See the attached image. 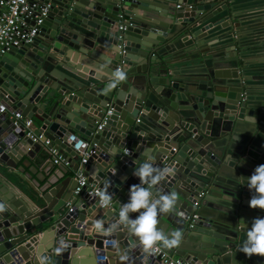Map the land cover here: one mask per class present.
<instances>
[{"label": "water", "instance_id": "1", "mask_svg": "<svg viewBox=\"0 0 264 264\" xmlns=\"http://www.w3.org/2000/svg\"><path fill=\"white\" fill-rule=\"evenodd\" d=\"M51 2L37 35L0 57V99L33 119L73 174L21 160L37 142L0 112V164L28 182L24 191L0 170V264H165L88 192L109 183L121 209L144 153L174 170L153 189L178 197L173 213L158 215L165 234L182 233L179 246L160 245L168 254L187 264H264L239 251L253 219L264 218L246 185L264 164V0ZM118 65L127 78L109 90ZM70 135L96 143L78 195Z\"/></svg>", "mask_w": 264, "mask_h": 264}, {"label": "clouds", "instance_id": "2", "mask_svg": "<svg viewBox=\"0 0 264 264\" xmlns=\"http://www.w3.org/2000/svg\"><path fill=\"white\" fill-rule=\"evenodd\" d=\"M127 73L125 70L117 69L113 73V79L107 85V89H115L119 83L125 81ZM145 161L135 167L133 175L139 178L140 183L133 184L129 189V199L122 204L119 211V222L125 225L129 231L135 235L145 253H151L156 250V246L162 245L164 248L171 249L180 245L182 233L179 231L165 234L158 227V215L169 214L175 211L177 204V193L156 195L153 189L160 184L167 176L173 173V168L156 167L152 157L146 153ZM247 187L254 190L249 201V207L264 210V164L255 167L253 173L247 177ZM109 183L103 190L97 191L95 195L99 198V203L103 207H109L112 203L113 195L107 191ZM5 210V205L0 203V212ZM130 213H139L133 219ZM99 231L103 228L101 221L95 223ZM246 240L241 245L239 251L248 257L258 255L264 257V218H254L251 228L247 229ZM57 254L61 249H57ZM46 258H41V264H44Z\"/></svg>", "mask_w": 264, "mask_h": 264}, {"label": "built area", "instance_id": "3", "mask_svg": "<svg viewBox=\"0 0 264 264\" xmlns=\"http://www.w3.org/2000/svg\"><path fill=\"white\" fill-rule=\"evenodd\" d=\"M51 6V0H0V57L11 48L19 47L21 44L31 41L37 35L39 25L48 16ZM119 18L118 29L123 30L128 21L122 13H119ZM117 69H122L121 65H118ZM5 110L11 112L9 117L15 127L19 129L20 126H23L24 134L33 142H42L45 145L50 142L44 131L39 130V126L34 123L32 118L23 116L21 110L9 109L8 104L0 103V112ZM110 113L111 109L108 108L100 120L97 121L95 132L103 128ZM69 139L75 141V148L79 151V164L74 172L77 185L73 191V195H78L87 184L86 176L82 173V166L95 153L96 143L78 138L76 135H70ZM48 154L53 164L71 165L70 161L59 153L56 147L49 146ZM89 186H91V189L88 192L96 198L97 205L106 208L99 203V198L95 195L97 191H100V188L92 184ZM67 204L70 207L72 199ZM107 208H113L112 203ZM119 211L120 209H117V215H119ZM151 253L160 255L161 261L165 264H187L180 257H171L159 244L156 246V250Z\"/></svg>", "mask_w": 264, "mask_h": 264}, {"label": "crops", "instance_id": "4", "mask_svg": "<svg viewBox=\"0 0 264 264\" xmlns=\"http://www.w3.org/2000/svg\"><path fill=\"white\" fill-rule=\"evenodd\" d=\"M184 60L177 61L174 64V66L178 67V69L189 68V67H184L185 65H187V62H184ZM3 102L6 103L5 101L0 99V103H3ZM9 109H12L11 106H9ZM8 112L11 114V112L9 110H8ZM37 150H39V151H37ZM36 152L38 154H36ZM27 156L30 158L29 159L31 161L30 165L35 164V165L39 166L40 168L43 165H45L46 163H50L51 162L49 154H48V147L42 142H37V144L34 147V151L31 152V153H28V155H23L21 160H24V159L28 158ZM39 158H41L42 160L40 161ZM20 164H21V161L18 162V166ZM57 166L58 165L53 164V167L56 170H57ZM63 167L66 168L68 170V172L73 174V172H72L71 168H69V166H63ZM0 170H2L13 182H15L17 184H19L20 181H22V180L24 181V183L27 182L25 180V176L22 174V172L20 170H10V169L6 170L4 167H2L1 164H0ZM26 171H27V167L24 169V172H26ZM27 183H25L24 184L25 186L22 187V188H24V191H27L25 189V187L27 186L26 185ZM113 209H114V211H117L118 208L117 207H113ZM4 254H5V251L4 252H0V259H2ZM170 256L171 257H176V255H174V254H170Z\"/></svg>", "mask_w": 264, "mask_h": 264}]
</instances>
